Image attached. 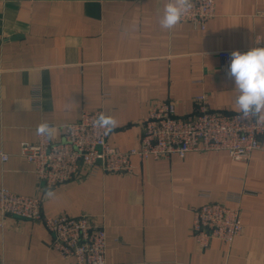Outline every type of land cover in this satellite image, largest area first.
<instances>
[{"label": "crops", "instance_id": "0c3cea01", "mask_svg": "<svg viewBox=\"0 0 264 264\" xmlns=\"http://www.w3.org/2000/svg\"><path fill=\"white\" fill-rule=\"evenodd\" d=\"M167 0H0V188L41 200L47 217L88 216L106 230L108 264H264V155L247 161L225 152L181 159H133L132 174L84 170L48 189L20 156L44 123H75L82 109L111 118L108 143L139 146L156 102L192 115L205 95L213 111L238 113L234 80L218 53L264 47V0H215L205 30L181 22L160 27ZM240 204L228 200L242 194ZM209 201L239 208L243 230L230 246L203 249L192 235L193 211ZM41 221L0 212V264H73L51 248Z\"/></svg>", "mask_w": 264, "mask_h": 264}, {"label": "built area", "instance_id": "2783aa9c", "mask_svg": "<svg viewBox=\"0 0 264 264\" xmlns=\"http://www.w3.org/2000/svg\"><path fill=\"white\" fill-rule=\"evenodd\" d=\"M192 3L182 21L205 30L207 21L215 16V0ZM259 16L264 19V12ZM233 51L237 50L218 53L221 72H228ZM195 103V112L187 117H179L171 102L153 103L143 120L139 146L129 151L109 145L111 127L102 123V110L82 109L77 122L62 127V141L52 139L56 126L44 123L47 130L41 132V125L36 142L22 143L20 156L33 166L37 179L53 189L73 181L82 170L89 176L132 174L134 158L166 160L176 155L183 159L192 152H225L233 161H247L254 151L264 155V123L241 119L239 113L213 111L205 95L197 96ZM8 160L9 155L0 151V161ZM242 196L243 193L230 195L228 200L239 205ZM0 212L41 221L53 236L51 248L73 264H108L105 227L94 224L86 215L47 217L39 198L15 194L5 187L0 188ZM242 230L239 208H230L227 202L209 201L193 211L192 235L203 249L213 240L230 246Z\"/></svg>", "mask_w": 264, "mask_h": 264}, {"label": "clouds", "instance_id": "9594fccd", "mask_svg": "<svg viewBox=\"0 0 264 264\" xmlns=\"http://www.w3.org/2000/svg\"><path fill=\"white\" fill-rule=\"evenodd\" d=\"M192 7V0H167L159 21L160 27L173 30ZM227 75L234 80L235 109L240 118L264 123V47H253L245 53L233 51ZM102 123L115 126L111 118L102 120ZM46 130L47 125H42L40 131Z\"/></svg>", "mask_w": 264, "mask_h": 264}]
</instances>
